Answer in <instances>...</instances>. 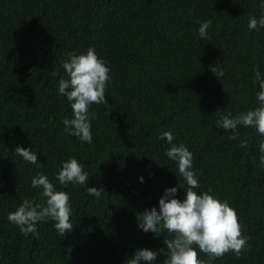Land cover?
I'll return each mask as SVG.
<instances>
[{
  "label": "trees",
  "instance_id": "16d2710c",
  "mask_svg": "<svg viewBox=\"0 0 264 264\" xmlns=\"http://www.w3.org/2000/svg\"><path fill=\"white\" fill-rule=\"evenodd\" d=\"M250 15H260L258 0H0V264H122L137 247L157 250L141 264H164L174 233L136 225L165 187L177 185L181 199L187 187L165 155V130L193 152L196 190L228 199L248 237L239 256L229 250L213 264H264V135L241 124L232 139L216 126L220 114L257 105L253 65L264 75V28L249 30ZM197 18L211 20L209 37L198 36ZM90 45L112 80L106 103L90 105L87 143L63 131L72 112L57 87L66 54ZM17 144L36 151L38 164L16 154ZM69 156L83 163L88 186L104 188L101 197L69 183L73 228L60 236L46 219L35 235L21 233L8 212L24 198L42 203L31 178L39 171L55 182Z\"/></svg>",
  "mask_w": 264,
  "mask_h": 264
},
{
  "label": "clouds",
  "instance_id": "9594fccd",
  "mask_svg": "<svg viewBox=\"0 0 264 264\" xmlns=\"http://www.w3.org/2000/svg\"><path fill=\"white\" fill-rule=\"evenodd\" d=\"M258 5L260 15L249 16V30L264 28V0H258ZM196 23L198 36L201 39L209 37L211 20L201 21L197 18ZM61 65L67 78L64 75L59 78L57 94L66 97L72 112L71 117L62 118L63 131L82 142L91 143V121L96 118V113L90 112L89 108L93 103H106L105 91L112 80L108 61L97 54L95 46L90 45L82 51L68 52ZM211 71L217 75L215 67H211ZM219 71L222 73V70ZM253 73L252 83L254 86L258 85V91H254L257 105L236 115L220 114L216 120L218 128L232 131V139H236L237 126L241 124L254 127L257 133L264 135V75L256 65H253ZM160 137L168 142L165 155L175 163L176 171L183 177L187 187L182 199L175 195L177 185L165 187L158 197V208L152 206L140 212L136 226L141 231L156 234H159L158 228L162 226L168 233H174L171 239L164 240V264H213L215 257L222 256L229 250L239 256L241 250L248 246V237L241 232L242 225L235 207L228 199L221 198L211 190L198 192L196 189L199 187V177L193 168V152L183 142L173 143L174 134L171 130L163 131ZM244 143L241 140L240 146ZM14 151L25 162L38 164L37 152L30 147L17 144ZM259 151L264 153V140L259 143ZM260 164L264 166V155L260 156ZM88 178L89 173L75 156L60 161L54 174L55 182L46 173L36 172L30 184L40 190L43 202L22 199L14 210L8 212V221L18 226L21 233L35 235L37 222L51 219L53 227L63 236L66 230L73 228L69 193L63 190V186L69 183L84 185L86 193L99 199L104 188L88 186ZM137 179L142 183L144 177L138 175ZM57 184L61 187L58 188ZM159 251L165 252L164 249ZM198 253L207 254L208 258L198 256ZM156 256L155 249L137 247L131 255L126 256L122 264L152 262Z\"/></svg>",
  "mask_w": 264,
  "mask_h": 264
}]
</instances>
